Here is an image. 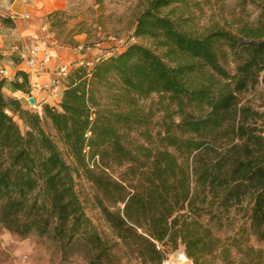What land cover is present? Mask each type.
Instances as JSON below:
<instances>
[{"label":"trees","instance_id":"16d2710c","mask_svg":"<svg viewBox=\"0 0 264 264\" xmlns=\"http://www.w3.org/2000/svg\"><path fill=\"white\" fill-rule=\"evenodd\" d=\"M137 1L135 41L73 66L42 115L9 96L0 74V227L21 238L54 228L64 251L84 240L95 263L120 264L77 195L85 178L144 264L163 263L158 244L179 243L194 264H264L245 236L264 243V0L231 28L202 26L200 0ZM63 16L51 13V25ZM11 85L31 92L25 70ZM115 167L126 169L115 178ZM226 222L238 229L223 238L214 225Z\"/></svg>","mask_w":264,"mask_h":264},{"label":"rangeland","instance_id":"374dc122","mask_svg":"<svg viewBox=\"0 0 264 264\" xmlns=\"http://www.w3.org/2000/svg\"><path fill=\"white\" fill-rule=\"evenodd\" d=\"M0 1L3 3L7 0ZM21 1H23L22 9L17 12L15 8L14 16L30 14L29 21L35 22L34 25H37V28L41 24H48L54 38L52 52L54 59L67 63L71 67L81 62L92 61L99 56L117 53L134 42L136 19L143 9V5L137 0H19L18 3ZM259 1L261 0H200L198 4H200L201 13L197 15L202 19L200 22L202 26L209 27L219 23L231 28L239 19L256 18L258 13L254 4ZM55 11L64 12V16L61 25L54 27L51 25L50 15ZM9 13H11L10 10ZM27 44L30 46V41H27ZM79 46L89 47L90 51H78ZM58 50L65 52L61 54ZM74 52L77 56L65 59L69 53L75 54ZM11 59L22 62L16 55ZM23 103L30 107L25 100ZM49 103L53 104L57 101L51 100ZM30 108L38 111L35 107ZM18 122L23 129L22 122ZM44 127L68 159L66 150L51 124L44 122ZM68 162L71 161L68 159ZM125 169L126 167H115L114 177L117 178ZM76 182L77 195L91 226L102 239L115 246L114 254L119 263L144 264L141 256L142 245L140 246L139 241L135 239H122L118 236L103 213L100 195L95 187L85 178H79ZM103 204L107 206L109 203L103 202ZM234 226L226 222L224 227L214 225V228L217 235L225 238L232 235L233 230L238 229ZM53 229L51 228L47 234L33 231L26 238H21L0 227V264H100L95 263L96 253L84 240L78 242L69 251H64L63 241L57 229ZM141 232L140 230L139 233ZM245 236L251 246L257 249L264 248V243L252 235L251 229L245 232ZM158 248L165 258L162 264H194L187 257L185 246L181 243L177 248L161 244H158ZM207 260L214 261L210 258ZM215 261L220 262L216 259Z\"/></svg>","mask_w":264,"mask_h":264},{"label":"built area","instance_id":"2783aa9c","mask_svg":"<svg viewBox=\"0 0 264 264\" xmlns=\"http://www.w3.org/2000/svg\"><path fill=\"white\" fill-rule=\"evenodd\" d=\"M21 17L26 21L31 20V15L28 13L23 14ZM28 40L30 41L29 49L23 53L21 60L25 65V71L30 77L31 92L29 94L19 92L14 94L13 97L21 101L25 100L30 107L37 108L39 113L42 114V106L37 103L36 96L45 93L48 97L46 103L51 100L59 101L64 93L72 67L67 63L54 59L52 53L54 38L48 24H41L37 29L32 30ZM133 40L135 41L134 38ZM77 50L84 52L90 51V48L79 46ZM110 55L99 56L92 61L81 62L80 64L93 65L100 59ZM0 74L7 79L10 78V74L6 70L1 69ZM30 99H34V104L30 103Z\"/></svg>","mask_w":264,"mask_h":264},{"label":"crops","instance_id":"0c3cea01","mask_svg":"<svg viewBox=\"0 0 264 264\" xmlns=\"http://www.w3.org/2000/svg\"><path fill=\"white\" fill-rule=\"evenodd\" d=\"M18 1L19 0L11 2L7 0L3 3L0 1V15L11 19V23L9 24L0 22V69H5L10 74L6 87V93L9 96L19 93L18 91H14L11 81L18 70H25L23 62L19 63V60H12L11 57L16 55V57L21 58L23 53L28 51V36L32 30L37 28V25H34L35 22L22 19V15L18 14V17L14 16L15 10L17 9L18 12L23 6V1L19 3ZM9 10L11 13H9ZM58 52H61V50H58ZM64 52L65 51L62 50L61 54H64ZM75 56H77L76 53H69L68 57L66 56L65 59ZM46 96L45 93L36 96L37 103H39L40 106L46 103Z\"/></svg>","mask_w":264,"mask_h":264},{"label":"water","instance_id":"95a60500","mask_svg":"<svg viewBox=\"0 0 264 264\" xmlns=\"http://www.w3.org/2000/svg\"><path fill=\"white\" fill-rule=\"evenodd\" d=\"M30 103L31 104H34V99H30Z\"/></svg>","mask_w":264,"mask_h":264}]
</instances>
